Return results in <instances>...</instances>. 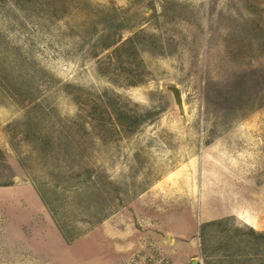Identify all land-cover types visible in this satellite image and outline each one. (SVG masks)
I'll use <instances>...</instances> for the list:
<instances>
[{"label":"rangeland","instance_id":"374dc122","mask_svg":"<svg viewBox=\"0 0 264 264\" xmlns=\"http://www.w3.org/2000/svg\"><path fill=\"white\" fill-rule=\"evenodd\" d=\"M237 214L264 226V0H0V264H264Z\"/></svg>","mask_w":264,"mask_h":264},{"label":"water","instance_id":"95a60500","mask_svg":"<svg viewBox=\"0 0 264 264\" xmlns=\"http://www.w3.org/2000/svg\"><path fill=\"white\" fill-rule=\"evenodd\" d=\"M167 89L170 92L173 104L179 109L180 113L183 114L181 95L176 86H167ZM193 264H197V261L194 260Z\"/></svg>","mask_w":264,"mask_h":264},{"label":"crops","instance_id":"0c3cea01","mask_svg":"<svg viewBox=\"0 0 264 264\" xmlns=\"http://www.w3.org/2000/svg\"><path fill=\"white\" fill-rule=\"evenodd\" d=\"M33 201H34V203H36L37 204V209H38V211L40 210H42V205H41V203H40V200H38L36 197H34V199H33ZM237 216L239 217V218H242V220H243V222L244 223H246L247 225H250L253 229H254V231H260V232H262V231H264V226H262L261 224H260V227L261 228H257L254 224H252L250 221L251 220H249L248 219V217L247 216H245V215H240V214H237ZM197 261V264H200V262L198 261V260H196ZM194 262V261H193ZM192 262V263H193Z\"/></svg>","mask_w":264,"mask_h":264},{"label":"trees","instance_id":"16d2710c","mask_svg":"<svg viewBox=\"0 0 264 264\" xmlns=\"http://www.w3.org/2000/svg\"><path fill=\"white\" fill-rule=\"evenodd\" d=\"M64 237L66 238V236L64 235ZM67 239V238H66Z\"/></svg>","mask_w":264,"mask_h":264}]
</instances>
